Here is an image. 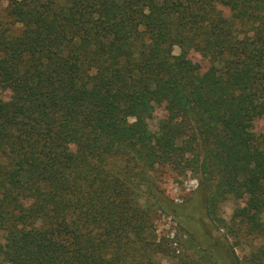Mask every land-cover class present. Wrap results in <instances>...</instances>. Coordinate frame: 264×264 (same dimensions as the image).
Masks as SVG:
<instances>
[{
  "label": "trees",
  "instance_id": "trees-1",
  "mask_svg": "<svg viewBox=\"0 0 264 264\" xmlns=\"http://www.w3.org/2000/svg\"><path fill=\"white\" fill-rule=\"evenodd\" d=\"M0 92V263L159 264L153 215L173 205L150 171L169 166L199 173L233 263L264 264V144L245 135L264 118V0H9ZM154 101L167 114L145 144ZM229 197L244 206L226 223Z\"/></svg>",
  "mask_w": 264,
  "mask_h": 264
},
{
  "label": "rangeland",
  "instance_id": "rangeland-1",
  "mask_svg": "<svg viewBox=\"0 0 264 264\" xmlns=\"http://www.w3.org/2000/svg\"><path fill=\"white\" fill-rule=\"evenodd\" d=\"M9 0H0V18L4 17ZM217 12L224 18L233 17L230 7L219 4ZM173 53L179 54L178 48ZM210 61L209 54L190 53L186 61V68L189 72L202 71ZM8 93L0 92V100H6ZM150 117L145 121V131L142 135V142L151 144L160 135L158 131L160 120L167 114L165 104L161 102H149L147 104ZM130 122L132 119L129 120ZM245 135L250 142L258 147L264 144V118L256 117L251 119L246 127ZM68 147L73 150L72 142ZM154 183V191L165 203L173 205V209L166 208L156 210L154 218V229L157 241L166 240L168 253L158 255L156 261L159 264H173L184 260L190 264H234L226 248L229 244L234 245L232 237L226 234L225 229L219 233L210 225L205 214L202 203V194L199 191V173L189 170H173L169 166H158L150 171ZM145 199L153 202L151 194L143 189ZM142 198V202H144ZM242 200L229 197L225 201L217 203V214L224 222H228L237 207H243ZM220 225V224H219ZM227 225V224H224ZM211 226V227H208ZM221 226V225H220ZM207 229H209L207 231ZM227 235V236H226ZM236 254L244 258L249 254L247 245H238ZM207 256V257H206ZM209 256V258H208ZM3 264V263H0Z\"/></svg>",
  "mask_w": 264,
  "mask_h": 264
}]
</instances>
